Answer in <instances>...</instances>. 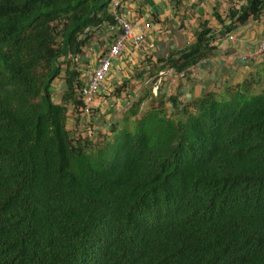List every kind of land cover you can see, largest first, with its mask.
Wrapping results in <instances>:
<instances>
[{
    "label": "trees",
    "instance_id": "obj_1",
    "mask_svg": "<svg viewBox=\"0 0 264 264\" xmlns=\"http://www.w3.org/2000/svg\"><path fill=\"white\" fill-rule=\"evenodd\" d=\"M110 1L0 0V264H264V89L253 87L264 55L226 96L204 94L175 119L159 103L92 149L66 116L81 105L75 59L90 30L114 23ZM263 10L244 0L214 14L219 35ZM214 38L202 22L157 63L179 73Z\"/></svg>",
    "mask_w": 264,
    "mask_h": 264
},
{
    "label": "crops",
    "instance_id": "obj_2",
    "mask_svg": "<svg viewBox=\"0 0 264 264\" xmlns=\"http://www.w3.org/2000/svg\"><path fill=\"white\" fill-rule=\"evenodd\" d=\"M115 1L118 18L131 24L133 35L142 33V37L137 45L126 43L112 61L98 94L91 101L92 117L85 123L86 129L104 131L108 126L112 129L121 125L124 115L136 100H140V104L145 103L142 113L158 110V104L162 103L166 116L175 115V119L176 110L182 105L204 94L226 96L229 89L239 85L243 79L255 77L256 61H240L239 57L250 54L255 45L264 39V10L257 20H247L243 25L235 26L231 33L219 35L222 27L214 14L224 19L225 8L233 5L232 0ZM202 22L207 23L211 35L215 37L213 45L216 49L205 59L206 62L194 68L192 74L182 77L171 68L157 63L191 44L193 34ZM227 23L228 20H225L224 25ZM112 35L107 24L90 30L88 43L75 59L82 84L107 49ZM54 82L52 96L61 93L63 83L61 78L57 79V86ZM58 101L59 97L55 99V102ZM138 108L141 110L140 106ZM84 120L87 121V118L84 117ZM77 121L69 111L66 129L69 130L72 123L78 125ZM70 128L74 131L82 129Z\"/></svg>",
    "mask_w": 264,
    "mask_h": 264
},
{
    "label": "built area",
    "instance_id": "obj_3",
    "mask_svg": "<svg viewBox=\"0 0 264 264\" xmlns=\"http://www.w3.org/2000/svg\"><path fill=\"white\" fill-rule=\"evenodd\" d=\"M164 1V0H162ZM233 5H228L225 10L226 12L233 9H239L241 5L244 4V0H232ZM117 2L111 0L108 5V12L113 17L114 23L108 26L109 30L113 33L110 43L107 46L105 52L99 57L96 66L92 69L89 77L85 83H81V86L76 89L78 99L81 102L80 106H70L69 110L73 116V119H77V123L80 128L84 129L85 123H88V120L92 117V108L91 101L98 94V90L101 87L102 82L104 81L107 73L109 72L112 61L120 54L123 50L126 43H131L132 45H137L142 37V33L138 35L132 34V26L128 22L121 20L117 16ZM231 39L230 36H228ZM264 54V41H261L252 52L248 55L240 56V60L245 59H254L260 57ZM206 62V60H201L197 64L188 69L178 73L180 77L185 74H192L193 69L198 65ZM84 117L87 118V121L84 120ZM87 134L90 135L93 131L91 129H86Z\"/></svg>",
    "mask_w": 264,
    "mask_h": 264
},
{
    "label": "rangeland",
    "instance_id": "obj_4",
    "mask_svg": "<svg viewBox=\"0 0 264 264\" xmlns=\"http://www.w3.org/2000/svg\"><path fill=\"white\" fill-rule=\"evenodd\" d=\"M261 60H262V57L261 58H257V60H256V64H258L257 65V69L258 70H259V67H260L259 62H261ZM252 78H254V77H252ZM54 83H55L54 84L55 86L58 85L57 80H55ZM253 87H254L255 92H259L261 89H264V77H261V79L259 80V83L256 84V85H254ZM59 95H60L59 93L53 95L54 101H55V99H57L59 97ZM136 101L133 102V103L136 104ZM139 106L141 107V110H139V108H138L137 111L135 110L136 111L135 116L127 119L124 123H121V125H119V126H116L115 125V126L112 127V129L110 128V126H108L104 131H100L97 128L94 129L93 132L91 133V135L89 136L91 138V140H90V148H92V149L102 148L105 143L112 142L113 137H114L113 135L116 132L117 127H121V128L126 129V130H129V131L132 130V128H133V121H132V119H134V118H136V117H138L139 115L142 114V111H143V109L145 107V103L140 104ZM70 127H79V125H74L72 123L68 127V129H69L68 131L70 133H72L74 137L77 136V137H80L81 139H84L85 138V135L86 136L88 135L87 134L88 131L86 130L85 127H84V129H80L79 131H74L73 129L71 130Z\"/></svg>",
    "mask_w": 264,
    "mask_h": 264
},
{
    "label": "clouds",
    "instance_id": "obj_5",
    "mask_svg": "<svg viewBox=\"0 0 264 264\" xmlns=\"http://www.w3.org/2000/svg\"><path fill=\"white\" fill-rule=\"evenodd\" d=\"M110 2H111V1H110ZM231 9H233V8H231ZM231 9H230V10H231ZM234 10H237V9H234ZM107 11H108V10H107ZM228 11H229V10H228ZM228 11H227V12H228ZM108 14L110 15L109 12H108ZM110 16H111V15H110ZM111 17H112V16H111ZM112 18H113V17H112ZM224 18H225V17H224ZM248 20H251V19H248ZM107 26H110V25L107 24ZM227 37H228V36H227ZM261 41H264V39L260 40L257 44H259ZM257 44H256V45H257ZM256 45H255V47H256ZM255 47H254V48H255ZM254 48H253V49H254ZM251 52H252V51H251ZM263 55H264V54H263ZM263 55H261L260 57H257V58H261V57H263ZM242 56H243V55H242ZM257 58L250 59V60H252V61H253V60L256 61ZM239 60H240V59H239ZM245 60H246V59H245ZM240 61H244V60H240ZM191 67H192V66H191ZM187 69H188V68H187ZM185 70H186V69H185ZM183 71H184V70H183ZM177 74H178V73H177ZM69 111H70V110H69ZM90 135H91V134H90ZM90 135H87V136L85 135V138H84V139H89V138H90V137H89Z\"/></svg>",
    "mask_w": 264,
    "mask_h": 264
}]
</instances>
